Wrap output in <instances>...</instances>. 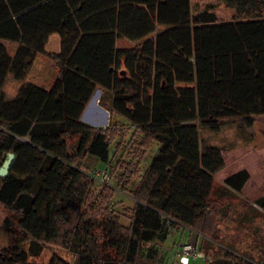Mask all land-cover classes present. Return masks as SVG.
<instances>
[{
    "label": "trees",
    "instance_id": "16d2710c",
    "mask_svg": "<svg viewBox=\"0 0 264 264\" xmlns=\"http://www.w3.org/2000/svg\"><path fill=\"white\" fill-rule=\"evenodd\" d=\"M218 1L232 11L230 21L210 8L192 14L190 0H0V165L15 154L0 177V204L9 212L0 264H37L29 258L45 243L69 248L75 264H166L159 260L164 228L217 239L216 223L229 206L212 197L214 175L225 161L201 132L248 129L264 115V0ZM53 34L60 49L48 53ZM122 40L134 45L119 47ZM38 54L55 72L47 88L25 81ZM8 76L21 82L10 99ZM97 89L99 106L139 137L129 162H110L120 126L81 119ZM153 143L124 225L109 209V186L94 191L86 159L100 161L108 177L122 168L138 175ZM248 179L240 169L223 184L240 192ZM254 204L264 210V194ZM208 239L199 245L204 262ZM221 251L211 256L217 264H264ZM47 264L71 263L54 255Z\"/></svg>",
    "mask_w": 264,
    "mask_h": 264
},
{
    "label": "rangeland",
    "instance_id": "374dc122",
    "mask_svg": "<svg viewBox=\"0 0 264 264\" xmlns=\"http://www.w3.org/2000/svg\"><path fill=\"white\" fill-rule=\"evenodd\" d=\"M190 5L192 14L210 8L216 13L217 20L219 21H230L233 18L232 11L227 9L226 6L218 0H190ZM6 44L12 52L15 45L9 42H6ZM117 44L119 47H131L134 45V43L126 40L118 41ZM59 49L60 38L57 34H53L46 45V52L56 53ZM54 78L55 72L52 68L51 60L46 55L38 54L25 81L47 88ZM20 84L21 82L16 81L12 76H8L5 80L3 90L7 96H13ZM100 92L101 91L97 89L88 102L87 111L84 113L85 118H83L92 122L93 124H89L95 127H106L108 123H114L120 126L122 138L110 162H114L116 159H120L123 163L129 162V160L133 158L131 142L139 137L137 133V136H135L133 128L128 127L124 119L117 115H110L106 109L99 106L98 100ZM98 108V113L93 114L91 112ZM201 137L206 142L218 145L222 149L225 166L214 175L215 190L212 197L216 199L221 206H229L228 216L225 218H218L216 223V240L208 239V237L196 230L184 227L173 228L170 226L163 242L159 245L160 262H166V264H181L175 253L179 252L184 244H189L196 248L204 258L205 254L199 250L202 238L208 239L212 243L209 251L211 255L210 258H208L209 260L207 262L205 261L206 263L202 258H198L195 260L194 264H217V262L212 260L213 258H211V256L216 252H223L221 248L226 249L228 252H233L234 254L244 253L258 262L264 260V210L254 204L255 199L264 194V115L255 117L253 125L248 129L241 130L235 128L233 125H226L218 133L204 130L201 132ZM156 147L157 144L153 143L151 148L147 151L146 157L144 156L140 161L138 175H129L128 172L123 173L122 168L121 170L117 169L112 177H108L109 180L108 183L106 182L107 184L94 181V191L105 189L107 188L106 186H109L113 191L109 209L118 216L120 222L124 225L128 223L129 209L134 204L131 190L135 188L141 173H143L147 163L155 153ZM133 160L135 161V159ZM85 167H87L90 176H92L97 169H105L104 165L92 156L86 159ZM240 169H246L249 172V179L242 190L240 192H234L231 189L225 188L223 179ZM117 174H120L122 177L120 184H116L117 177L115 175ZM8 215V210L0 204V249L8 245L7 238L2 228L3 220ZM230 248L235 249L237 252ZM54 255L62 257L71 264H75L77 258V255L69 248L45 243L41 254L36 257H30L29 262L47 264Z\"/></svg>",
    "mask_w": 264,
    "mask_h": 264
},
{
    "label": "built area",
    "instance_id": "2783aa9c",
    "mask_svg": "<svg viewBox=\"0 0 264 264\" xmlns=\"http://www.w3.org/2000/svg\"><path fill=\"white\" fill-rule=\"evenodd\" d=\"M92 176L99 183H106V182L108 183L109 178L107 171L105 169L104 170L97 169V171L94 172ZM175 254L178 257V260L181 264H187L189 260H196L198 258H203V256L198 252V250L189 244L182 245L181 250Z\"/></svg>",
    "mask_w": 264,
    "mask_h": 264
},
{
    "label": "water",
    "instance_id": "95a60500",
    "mask_svg": "<svg viewBox=\"0 0 264 264\" xmlns=\"http://www.w3.org/2000/svg\"><path fill=\"white\" fill-rule=\"evenodd\" d=\"M14 159H15L14 153L12 152L7 153L6 158L1 162V165H0V177L1 178H4L8 174ZM167 230H168L167 228H164L163 232L158 235L159 240H163L165 238Z\"/></svg>",
    "mask_w": 264,
    "mask_h": 264
},
{
    "label": "crops",
    "instance_id": "0c3cea01",
    "mask_svg": "<svg viewBox=\"0 0 264 264\" xmlns=\"http://www.w3.org/2000/svg\"><path fill=\"white\" fill-rule=\"evenodd\" d=\"M51 36H52V35H51ZM51 36H50V37H51ZM50 37H49V38H50ZM48 41H49V39H48ZM16 91H17V90H16ZM16 91H15V93H16ZM3 92H4L5 97L8 98V99L12 98V97L15 95V93H14L13 96H12V95H11V96H7L4 90H3ZM94 104H95V103H94ZM97 107H98V106H97ZM100 107H101V106H100ZM87 108H88V106H86V109H84L85 111H83L82 116H81V119H83L84 122L92 123V122H89V121H87L86 119H84V118H85V117H84V116H85L84 113H86ZM90 110H91V109H90ZM91 112H92L93 114H94V113H98V112H99V108H98L97 110H95V111H91ZM83 117H84V118H83ZM90 121H91V120H90ZM92 124H93V123H92Z\"/></svg>",
    "mask_w": 264,
    "mask_h": 264
},
{
    "label": "bare ground",
    "instance_id": "6f19581e",
    "mask_svg": "<svg viewBox=\"0 0 264 264\" xmlns=\"http://www.w3.org/2000/svg\"><path fill=\"white\" fill-rule=\"evenodd\" d=\"M96 98V97H95Z\"/></svg>",
    "mask_w": 264,
    "mask_h": 264
}]
</instances>
